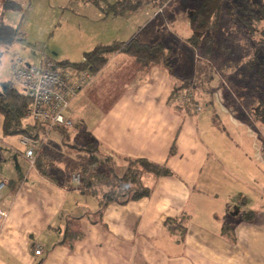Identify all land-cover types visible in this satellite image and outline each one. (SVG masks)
I'll return each instance as SVG.
<instances>
[{"label": "crops", "instance_id": "1", "mask_svg": "<svg viewBox=\"0 0 264 264\" xmlns=\"http://www.w3.org/2000/svg\"><path fill=\"white\" fill-rule=\"evenodd\" d=\"M140 12L112 18L129 21ZM129 27L122 26L108 37L114 43L138 39L149 44L140 38L139 24ZM103 43L106 40L99 44ZM182 77L162 66L143 67L125 54L110 57L71 101L66 117L74 127L39 132L36 160L43 162L44 172L36 163L30 165L29 173L34 172L30 179L21 178L19 166L10 169V177L2 173L9 166L7 154L18 163L27 150L22 139L24 154L13 142L2 141L0 177L8 184L0 193V204L9 216L0 223V264H264V206L246 209L243 192L246 184L255 182L256 174L245 168L254 164L255 151L259 156L260 141L220 101L225 110L213 109L212 115L208 105L201 113L177 108L186 91L194 89L190 84L183 94L175 95L177 81L194 82L196 67L194 74ZM209 105L215 106L214 99ZM53 131L66 138L74 131L72 137L78 141L70 148L82 154V162H74L76 169L65 176L72 185V175H83L89 168L91 156L83 149L90 145L99 159H110L120 167L118 177L126 174L131 160L166 166L173 175L145 174L142 184L151 189L150 197L127 204L110 202L102 208L99 197L90 195L86 186L70 191L54 179H62L53 172L54 139L47 140L48 145L40 141ZM67 140L62 139L63 144ZM23 158L29 162L26 155ZM27 181V190L17 187ZM199 211L201 220L194 221L191 213ZM73 221L78 222L82 237L70 244L67 232ZM39 247L43 253L36 256Z\"/></svg>", "mask_w": 264, "mask_h": 264}, {"label": "rangeland", "instance_id": "2", "mask_svg": "<svg viewBox=\"0 0 264 264\" xmlns=\"http://www.w3.org/2000/svg\"><path fill=\"white\" fill-rule=\"evenodd\" d=\"M5 1L0 0V23L15 28L18 35L12 45L0 46V93L4 92L5 87L21 91L20 85L14 81L12 74V64L18 57L36 66H40L44 60H52L57 64L65 61L81 63L84 55L98 45L114 43L108 34L117 29L122 30V26L130 28L131 24H139L142 27L141 39L145 38L143 40H146L149 45L162 44L170 52L171 70L174 76L179 75L183 78V75H192L196 67L197 79L194 82H188L194 88L196 101L203 108L208 105L210 115L213 109L220 112V110H229L228 107H230L229 112L237 117L236 121L249 125L253 129V135L259 139L261 149L258 157L255 151L252 159L254 164L245 168V172L253 170L256 178L255 182L243 187V192L248 199L246 209L256 210L264 206V14L262 13L264 10L261 8L262 5L253 9L246 0H234V5L238 7L237 18L232 20L231 17L224 16L218 32L207 36L212 41L207 40L195 49L188 42L192 35L188 18L203 0H170L162 9L151 1L144 4L138 10L141 11L140 14L129 21L105 18L98 7L84 0H16L19 8L11 11L3 9ZM116 1L106 0L110 4ZM248 1L259 3L260 0ZM252 11L253 19L261 16L263 20L258 22L249 20V24L241 22L240 17H246ZM104 40L106 43L99 44ZM209 42H214V49L209 48ZM205 55L214 62L210 64ZM249 63H256L257 70L251 71ZM259 70L262 71V75L258 74ZM184 83L185 81L179 79L177 88ZM184 91L185 89L182 90ZM208 95H212V98ZM212 99L215 106L209 105ZM219 101L225 109L220 106ZM223 116L220 115L222 120ZM73 132L69 131L70 137L66 138L60 132L53 131L47 137L43 136L40 139L44 145H48L47 140L54 139L53 172L62 177V179L55 177L54 179L59 180L58 182L63 181L64 187L70 191H75L76 186L72 185L70 179L68 178V181L65 176L70 177L72 169H76L74 162H82V156H80L82 154L70 148V145L78 142L74 141ZM21 139L23 140L22 136H4L3 115L0 113L2 150H5L2 143L4 140L5 143L13 142L24 154L25 149L23 150L20 144ZM62 139H68L64 141L65 145ZM38 140L33 139V141ZM73 153L78 156H72ZM6 156L9 166L4 168L3 174L10 177V169L12 171L19 166L18 170L22 172L21 178L29 177L30 179L34 172L29 173L30 164L24 160L25 154L17 158L18 163L9 154ZM88 156L90 157V154ZM66 161L68 166L62 164ZM247 162L252 163L251 160ZM108 165L102 168L108 170L109 167H113V174H122L117 164L108 163ZM21 185L24 190L29 188L28 181L23 184L18 183L17 187ZM110 189L102 187L100 192L106 193ZM73 197L77 199L80 196ZM202 215L201 211L194 212L191 213V218L194 221H200ZM72 223L71 230L77 232L78 222Z\"/></svg>", "mask_w": 264, "mask_h": 264}, {"label": "trees", "instance_id": "3", "mask_svg": "<svg viewBox=\"0 0 264 264\" xmlns=\"http://www.w3.org/2000/svg\"><path fill=\"white\" fill-rule=\"evenodd\" d=\"M78 1V0H74ZM91 2L98 7L103 13L104 17H119L126 13L138 11L144 4L154 2L160 9L164 8L170 0H145L141 2L139 0H117L115 3L110 4L106 0H84ZM248 4L253 8L262 5L264 10V0H260L259 3L248 1ZM19 8V4L16 0H6L3 3L4 10H15ZM248 16H241V22L250 23L251 21L258 22L263 20V17L252 18V12H249ZM264 14V11L262 12ZM224 16L231 17L232 20L238 16V7L234 5V0H205L190 16L189 26L192 31V35L188 42L193 47L197 48L205 43L207 40L212 41L207 36L211 33H217L221 28ZM18 31L6 24L0 23V46L12 45L17 39ZM208 38V39H207ZM209 48L214 49V42H209ZM116 54H125L131 56L137 60L143 67L150 66H162L168 70L172 69L170 63V52L162 44H142L137 39H133L127 43L115 42L111 45H98L92 51L84 55V60L81 63L62 62L58 65L63 67H72L81 70H88L93 75H96L102 70L109 62L110 57ZM207 57V55H205ZM251 71L257 70L256 63H249ZM263 68V67H262ZM259 75H262V71H258ZM264 79V78H263ZM190 84H183L180 88H176L175 95H180L182 90L188 88ZM31 106V101L24 97L20 91L5 87L4 92L0 93V113L3 115V134L4 136H22L30 139L37 140L40 138L39 132L42 129L48 128L44 123H26L24 120L27 116V111ZM177 108L188 109L191 111L193 106L189 102L180 101L177 104ZM57 129H68L55 127ZM90 153L91 159L89 168L84 170L82 175V185L89 190V194L94 197H99L101 201V207L104 208L110 202H118L120 204H127L131 201H137L143 198H148L151 195V189L145 187L142 184V177L145 174H152L156 177H170L172 172L166 166H160L147 160H131L126 174L122 177L115 175L114 168L109 167L108 170L102 167H108L110 159H99L97 156V149L90 145L83 149ZM36 166L41 173L43 162L36 160ZM95 167V171L91 168ZM91 172V173H90ZM105 187L111 188L106 193L100 192V189ZM100 188V189H99ZM251 216L248 218L251 220ZM70 237V244L73 239L82 237V234L74 232L71 229L67 232ZM232 241H235V237H229Z\"/></svg>", "mask_w": 264, "mask_h": 264}, {"label": "built area", "instance_id": "4", "mask_svg": "<svg viewBox=\"0 0 264 264\" xmlns=\"http://www.w3.org/2000/svg\"><path fill=\"white\" fill-rule=\"evenodd\" d=\"M12 74L14 81L21 87V94L31 101L25 120L32 123H44L49 128L65 129L74 127V122L66 117L71 101L94 78L88 70L59 66L52 60H44L40 66H36L20 57L16 58L12 64ZM180 101L189 102L195 113L203 111L202 106L196 102L195 93L192 90H187ZM22 144L27 147L26 158L30 165L34 166L39 143L24 137ZM72 183L76 187L82 185L80 172L72 175ZM7 184L8 182L0 177V193ZM8 216L9 210L0 204V223L4 222ZM42 253L40 247L35 251L36 256H41Z\"/></svg>", "mask_w": 264, "mask_h": 264}]
</instances>
